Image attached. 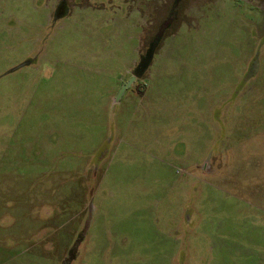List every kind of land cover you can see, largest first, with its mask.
Returning a JSON list of instances; mask_svg holds the SVG:
<instances>
[{
	"label": "rangeland",
	"instance_id": "obj_1",
	"mask_svg": "<svg viewBox=\"0 0 264 264\" xmlns=\"http://www.w3.org/2000/svg\"><path fill=\"white\" fill-rule=\"evenodd\" d=\"M0 264H264V0H0Z\"/></svg>",
	"mask_w": 264,
	"mask_h": 264
},
{
	"label": "flooded vegetation",
	"instance_id": "obj_2",
	"mask_svg": "<svg viewBox=\"0 0 264 264\" xmlns=\"http://www.w3.org/2000/svg\"><path fill=\"white\" fill-rule=\"evenodd\" d=\"M114 10H115V14H117L118 10L117 9H114ZM137 11H139V9H136L134 12L136 13ZM129 13H130V11H128L127 14L126 13L125 14L128 16ZM133 22H134L133 26L132 25L128 26V28H129L128 33H130V34L133 33L136 37L135 40L137 42L136 43L137 47L134 48L132 51L134 54L137 55V61L134 64H132L133 66L131 65L132 66L131 68L129 67L125 77L120 81L119 87L126 86L132 81L129 88H131V87L134 88L135 91L137 92V94H139L141 92V89H142L143 78L146 76L149 68L151 67V66H149V68H148V64L152 63V60L155 56V52H156V49H157L158 43H159V36H157V39L152 40L150 42L148 48L147 47L145 48L146 50H143V41H142V34H141L142 33V26H138L135 23L136 19H134ZM133 29H134V32H132ZM138 31H141V32H138Z\"/></svg>",
	"mask_w": 264,
	"mask_h": 264
},
{
	"label": "water",
	"instance_id": "obj_3",
	"mask_svg": "<svg viewBox=\"0 0 264 264\" xmlns=\"http://www.w3.org/2000/svg\"><path fill=\"white\" fill-rule=\"evenodd\" d=\"M131 82H132V81H131ZM131 82H130L128 85H126L125 88H128V87L130 86Z\"/></svg>",
	"mask_w": 264,
	"mask_h": 264
}]
</instances>
